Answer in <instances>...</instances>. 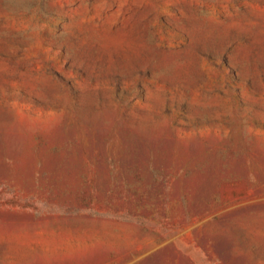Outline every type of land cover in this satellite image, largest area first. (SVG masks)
Segmentation results:
<instances>
[{
    "label": "rangeland",
    "instance_id": "1",
    "mask_svg": "<svg viewBox=\"0 0 264 264\" xmlns=\"http://www.w3.org/2000/svg\"><path fill=\"white\" fill-rule=\"evenodd\" d=\"M0 264H264V0H0Z\"/></svg>",
    "mask_w": 264,
    "mask_h": 264
}]
</instances>
